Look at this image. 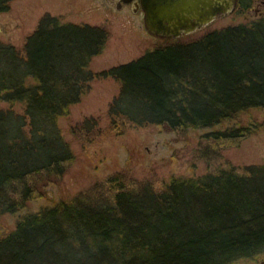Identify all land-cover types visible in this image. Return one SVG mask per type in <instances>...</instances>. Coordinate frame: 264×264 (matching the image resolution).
I'll use <instances>...</instances> for the list:
<instances>
[{
	"label": "trees",
	"instance_id": "obj_1",
	"mask_svg": "<svg viewBox=\"0 0 264 264\" xmlns=\"http://www.w3.org/2000/svg\"><path fill=\"white\" fill-rule=\"evenodd\" d=\"M197 33L157 38L99 72L120 84L108 132H175L191 147L192 167L196 156L220 157L224 139L250 133L217 124L264 106V15ZM107 36L102 25L45 12L21 46L0 41V264H234L264 253V163L163 179H136L123 166L3 226L4 214L62 183L74 155L57 119L97 74L88 62ZM94 125L70 124L83 148ZM204 126L213 129L194 143L188 130Z\"/></svg>",
	"mask_w": 264,
	"mask_h": 264
},
{
	"label": "rangeland",
	"instance_id": "obj_2",
	"mask_svg": "<svg viewBox=\"0 0 264 264\" xmlns=\"http://www.w3.org/2000/svg\"><path fill=\"white\" fill-rule=\"evenodd\" d=\"M238 4L239 7L233 12L196 30L197 34L264 15L262 0H238ZM45 12L58 16L61 21L102 25L108 36L100 53L92 56L88 62V68L97 74L88 80L79 99L70 104L68 114L57 119L62 135L70 142L74 155L62 183L50 186L47 197L33 199L26 208L4 214L3 226L7 229L14 226L19 214L51 204L61 197L70 198L95 178L123 166H129L136 179H163L171 175L201 174L218 165L242 167L264 163V106L252 108L217 124L215 127L220 129L243 124L248 126L250 133L238 139H224L220 144L221 156L208 163L206 159L196 156L195 167L190 165L193 159L191 147L186 146L175 132L132 126L123 133H109L110 103L118 94L120 84L114 77L99 75V72L136 58L160 41L144 28L140 10L133 11L130 3L116 8L108 0H10L8 9L0 11V41L21 46L26 35L36 27ZM15 108L22 109L18 104ZM86 118L95 120L97 131L92 142L83 148L70 131V124L82 122ZM212 129L207 126L192 128L188 130V135L195 143ZM234 264H264V253L254 258L240 259Z\"/></svg>",
	"mask_w": 264,
	"mask_h": 264
},
{
	"label": "water",
	"instance_id": "obj_3",
	"mask_svg": "<svg viewBox=\"0 0 264 264\" xmlns=\"http://www.w3.org/2000/svg\"><path fill=\"white\" fill-rule=\"evenodd\" d=\"M116 8L130 3L141 11L143 26L154 37L177 38L208 25L239 7L238 0H108Z\"/></svg>",
	"mask_w": 264,
	"mask_h": 264
},
{
	"label": "flooded vegetation",
	"instance_id": "obj_4",
	"mask_svg": "<svg viewBox=\"0 0 264 264\" xmlns=\"http://www.w3.org/2000/svg\"><path fill=\"white\" fill-rule=\"evenodd\" d=\"M262 1H264V0H262Z\"/></svg>",
	"mask_w": 264,
	"mask_h": 264
}]
</instances>
